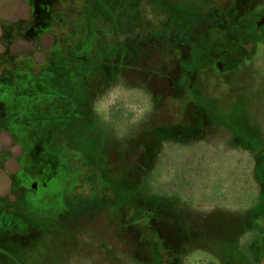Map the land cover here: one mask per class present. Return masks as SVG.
Wrapping results in <instances>:
<instances>
[{"label":"rangeland","instance_id":"374dc122","mask_svg":"<svg viewBox=\"0 0 264 264\" xmlns=\"http://www.w3.org/2000/svg\"><path fill=\"white\" fill-rule=\"evenodd\" d=\"M49 4L32 38L0 0V74L51 90L25 171L0 141V264H264V0Z\"/></svg>","mask_w":264,"mask_h":264},{"label":"trees","instance_id":"16d2710c","mask_svg":"<svg viewBox=\"0 0 264 264\" xmlns=\"http://www.w3.org/2000/svg\"><path fill=\"white\" fill-rule=\"evenodd\" d=\"M30 6H31V13H32V19L30 22V26L26 29L24 32L26 37H32V38H37L39 36V33L43 31V28L45 26L46 21H50L51 19L45 17L46 12L52 11L51 7L52 4H49L52 0H26ZM44 13V14H42ZM56 12H54L55 14ZM53 12L51 13L52 16ZM57 14V13H56ZM46 20V21H45ZM6 29V27H4ZM32 64H30L27 68L23 69L22 71H16V75H20L21 81L23 86V90L21 91H16L14 96L11 97V95L7 94L5 90H0L2 95H5V109L10 112L11 118L13 121L9 123H1L0 124V131L5 130L8 131L12 136H17L16 134L19 135L20 131L23 132L24 134H27L26 126H28L25 122L32 121L34 117L31 115V113H27L26 107L27 105H36V101L39 99H35L37 95H40V90L33 88V81L35 79H39V77L36 76L34 68H32ZM48 74L50 72L44 71L40 75V79H43L44 76L43 74ZM37 85V83H36ZM35 85V86H36ZM45 90V89H44ZM47 93L49 92L46 90ZM43 93V91H42ZM41 93V94H42ZM20 94L21 96H19ZM34 97V98H32ZM32 98V102H30V99ZM30 102V103H29ZM18 119H22V122L17 121ZM17 121V122H16ZM25 123V124H24ZM25 136V135H24ZM30 148V147H28ZM30 151V150H28ZM27 160V158H26ZM252 250H253V256L254 258L251 257V259L257 263L261 261V253L262 250L259 246V242L256 241L252 245Z\"/></svg>","mask_w":264,"mask_h":264},{"label":"flooded vegetation","instance_id":"af4514ba","mask_svg":"<svg viewBox=\"0 0 264 264\" xmlns=\"http://www.w3.org/2000/svg\"><path fill=\"white\" fill-rule=\"evenodd\" d=\"M39 75H41V74L36 73L37 77ZM40 78L41 77L39 76V79L37 78L33 81V88L39 89L40 92L42 93L43 90H42L41 86H38V84L36 85V83H38L41 80ZM21 83H22L21 77H20V75H16V71H4L0 74V90H5L7 92V94H9V95L13 94V95H11V97L14 96L16 91H21V90H23V88H25V86H23V84H21ZM45 92L46 91L44 90L43 93H45ZM50 92H51V90H49L48 93H50ZM41 93H40V96L37 95L38 97L37 96L36 97L41 98ZM18 95L21 96L20 94H18ZM5 107H6L5 106V95H2V93L0 92V124L1 123H9V122L13 121L11 118L9 110L7 111L5 109ZM17 121L22 122V119H18ZM4 134H8V136H3ZM4 137L11 138V142H13V144H15L14 146L17 147L18 150H20V153L17 155V159H18V162L20 163V165L22 166L21 171L22 172L25 171L26 170V161H27L26 158L27 157L34 158V155L29 156L32 154V153H30V151L33 147H30V148H27L26 146L24 147V144L26 142H25V136L23 135L22 131H20L19 136H15V138H14V137L9 136V133L7 131L1 130L0 131V141H2V139ZM15 140H16V143H15ZM27 150H30L29 153L27 152ZM37 151L38 152L36 153V156L38 157V160L41 162L40 168L37 167V169L40 173H43V170L45 169L44 167L47 166L49 159L52 156L54 157V155H52V153L50 152V154L48 156L47 152H45V150H41L40 148H38ZM1 153H4V156H1ZM9 153H11L9 148H5V150L4 149L1 150V152H0V167H2V164L5 163V161H6L5 159H7L6 157ZM45 154H47L48 157ZM38 179H42V178H38ZM37 183H38V181H37ZM38 187H39V185H38ZM37 190H39V188ZM22 193H24V192L22 191ZM12 195L17 196L18 194H17V192H14V193H12ZM32 199H34V198H32ZM4 206H5V204L1 201V198H0V212Z\"/></svg>","mask_w":264,"mask_h":264}]
</instances>
